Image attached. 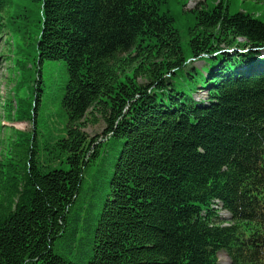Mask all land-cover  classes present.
<instances>
[{
	"label": "trees",
	"instance_id": "obj_1",
	"mask_svg": "<svg viewBox=\"0 0 264 264\" xmlns=\"http://www.w3.org/2000/svg\"><path fill=\"white\" fill-rule=\"evenodd\" d=\"M188 2L39 0L35 71L0 98L34 124L0 139V264H264V14ZM47 61L65 124L40 141V94L19 95Z\"/></svg>",
	"mask_w": 264,
	"mask_h": 264
},
{
	"label": "rangeland",
	"instance_id": "obj_2",
	"mask_svg": "<svg viewBox=\"0 0 264 264\" xmlns=\"http://www.w3.org/2000/svg\"><path fill=\"white\" fill-rule=\"evenodd\" d=\"M10 8L7 9L3 15V42L0 47V52L3 58L0 57V98L7 99L13 84H11L12 74L15 76V83L19 79V72L21 71L18 63H25L26 66L32 67L37 56L36 52V39L38 37V18H39V0H9ZM203 0H189L187 9L191 10ZM18 9V11H16ZM248 11L256 16L264 14V4H255L252 0H247L245 4H239L237 9ZM19 12L22 18L19 17ZM25 12L28 13L29 19H24ZM14 23V24H12ZM185 41V39H183ZM18 51V54H17ZM5 59V60H4ZM12 66L18 70L11 73ZM194 66L201 68L203 62L198 60ZM34 69V65H33ZM35 69L33 70V72ZM33 79L37 78L36 74H31ZM67 67L63 61H47L42 69V74L39 78L42 80L41 84L35 83V91L30 94L26 89L25 98L36 100L37 94H40L39 102H36L33 107L32 113L36 111L37 125L40 141H45L54 134H56L65 124V111L62 107V97L65 92L67 82ZM34 80V81H35ZM41 86L42 91L36 90ZM12 95V93H10ZM205 91H201L195 95L196 98L204 99ZM36 108V110H35ZM4 125L5 127H2ZM2 127V128H1ZM8 128H13L21 132H32L33 122H20L8 121L4 118V114L0 111V139L4 141L11 131ZM106 125L103 121L97 124H88L85 132L89 135L90 139H95L96 142L103 140L104 130ZM90 180L89 178H87ZM220 216L224 219H229L230 214L221 211ZM220 264H230V258L225 251H220L218 254Z\"/></svg>",
	"mask_w": 264,
	"mask_h": 264
}]
</instances>
